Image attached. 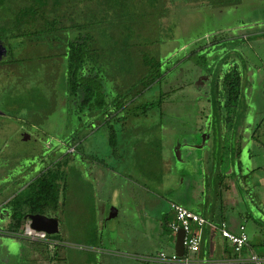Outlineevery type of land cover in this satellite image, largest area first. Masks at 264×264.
<instances>
[{
    "label": "rangeland",
    "instance_id": "rangeland-1",
    "mask_svg": "<svg viewBox=\"0 0 264 264\" xmlns=\"http://www.w3.org/2000/svg\"><path fill=\"white\" fill-rule=\"evenodd\" d=\"M210 1L214 2V0ZM212 2L209 0H170L166 5L164 15L156 18L155 26L148 20L146 21L152 40L159 44L157 53L159 52L164 61L163 67L172 69L163 84H154L143 96L136 97L128 105L127 126L118 125L120 130L117 132L116 149L120 153V150L133 151L132 149H137L139 146V144L133 145L137 138L131 137L128 129L130 124L158 128L150 129L151 140L145 143H149L148 148L151 149L147 148V150L141 151L142 154H149L145 165H147V172L149 171L150 175L147 174L148 178H143V183H146L154 193L167 191L174 195L175 176L179 177L181 169L185 172L186 170L190 171L187 169L189 168L188 163L184 162V155L188 158L208 159L207 164L212 165V162L218 160L223 151L220 149L221 146H224L225 151H229L230 147H235L236 141L251 139L253 136L250 128L256 130L254 148L259 152L264 151L262 150L264 149V102L262 100L264 99L261 94H257L260 79L254 75L251 77L252 80L246 86L248 87L247 92L245 93L246 87L243 86L240 103L237 108L233 107L231 110L226 105L222 93L217 92L216 88H212L213 79L214 84L218 81L221 83V79L212 74L211 67L213 68V66L208 68L203 64V58H198V55H204L205 51L198 42L201 38L199 36L202 34L217 33L230 38L237 36L238 50L241 49L240 51L243 52L239 65H245L249 57V61L252 63L263 66L260 74L262 78L264 74V36L261 34L264 32V0H240L236 4L223 6L215 5ZM131 32L132 36H128L124 31L121 33V37H129L127 41L129 46H140L136 43L145 41L144 31H141L142 35L138 32L135 35V31ZM256 34L257 37L250 36L244 40V35ZM24 39L27 38L12 39L11 44L13 45L10 48L13 52L5 56V62L0 63L1 205L15 193L22 181L19 179L21 178L20 171L29 172L33 165L31 163L36 162V159H39V164L52 161L55 156L53 148L61 144L59 141H68V137L72 135L71 131L74 129L79 131L77 127H81L79 118L75 115V111L73 112V101L66 100L64 79L66 64L62 56H54L58 47L55 44L50 46L46 43L38 46L32 43L24 45L21 42ZM235 41L222 42L224 45L222 48L215 47L214 50L207 51L206 59L209 63L211 62L210 65H213L221 57L225 47L235 45ZM140 47L143 48L142 45ZM195 47L199 48L197 57L195 56L191 60L183 59V63H179V59ZM40 53L47 55L46 59L40 58ZM138 55L137 52L135 61L131 63L132 69L127 73L126 71L122 72L126 85H130L136 80L137 67L141 69L143 67L141 65H144L141 57H137ZM26 56L30 59H21ZM9 59L21 60L8 62ZM116 68L115 71L119 76L121 70ZM120 77L122 78V76ZM129 77L131 79H128ZM192 80L194 83L190 82ZM172 85L179 87V91L168 96L171 97L169 101L172 102L169 107H171V111L178 109L179 115L166 113L164 115L162 109H153L147 115L141 114L137 118L133 116L137 105L140 106L146 101L156 98L161 89L167 91ZM135 89L136 86L131 87L129 97H133ZM249 90L252 91V94L249 93ZM196 96H201L202 100H197ZM165 104L168 103L165 102ZM248 108L250 109L247 110ZM246 110L247 114L244 118ZM243 120L245 121L243 122ZM239 121L243 123L239 124ZM246 122L250 124V128L243 129ZM197 124L201 128H198ZM164 125L166 126L163 127ZM208 125V130L212 132V135L207 142L205 140L206 144L202 148L200 144L207 132L204 130L205 126ZM225 128L227 131L222 136L220 132L223 133ZM82 130L79 131V135L85 133V130ZM25 134H29L30 137L25 139ZM124 140H126V146L121 144ZM213 141L215 144L211 145ZM173 142H175L174 154H172L171 148H167V145ZM178 142L189 143L188 148L183 146L186 153L183 154L181 151L182 156L179 145H176ZM159 144L161 146H158ZM81 146L82 148L79 147V150L70 154L76 161L71 164L72 172L67 171L62 180L61 200L63 205L58 210L61 219V230L57 236L59 242L49 245L42 240L24 238L21 239L22 243L17 245L16 241L7 235L8 232L2 231L7 236L0 235V264H147L141 259V256H135V262H133L118 258L116 255H110L107 250L111 247L130 249L133 239L131 238L129 242L128 233L135 232V235L137 234L136 230H132L130 223V218L133 216V207H131L133 200L128 195L131 190L124 188L127 184L125 176H119L106 170L107 182L104 184L94 183L92 180L94 174L89 170L93 163L91 159L97 155L108 164L114 165L113 170L120 171L121 166L113 164L115 159L111 155L113 147L109 143L108 128L95 130ZM83 148H86L87 154L80 158L79 151ZM247 150L248 148L245 149L242 157L243 163L248 162ZM60 152L65 153L64 149ZM165 153L171 155L169 163L162 160L165 158ZM136 175H140L137 170ZM191 176L195 178L200 174L193 175L192 173ZM112 185L121 187L118 200L123 210L127 211L122 212L117 220H109L107 214H103V210H101V207L106 204L104 199H111V197H107V195L111 196V193L106 191L98 193L101 188L110 189ZM83 186L84 189L88 186L89 190H93L92 193L96 191L97 195L89 194L88 190L83 191ZM146 193H148L147 190ZM154 193L152 196L156 197ZM259 194H261V200L264 203V188L260 189ZM208 195L212 196V203L218 199L216 192L210 191ZM257 204L254 201L249 202L248 209L254 214L262 215L264 220L263 208ZM207 214L209 215V213ZM6 220L7 216L3 221L0 220V226L5 227ZM246 222L247 234L251 239L257 241L258 238H255L257 225L252 219ZM261 228L264 229V222ZM261 232V236L264 237V232ZM13 238L19 239L20 236ZM121 256L127 257L126 255Z\"/></svg>",
    "mask_w": 264,
    "mask_h": 264
},
{
    "label": "trees",
    "instance_id": "trees-1",
    "mask_svg": "<svg viewBox=\"0 0 264 264\" xmlns=\"http://www.w3.org/2000/svg\"><path fill=\"white\" fill-rule=\"evenodd\" d=\"M169 1L0 0V41L7 47L6 55L13 52L10 48L13 45L11 40L19 37L27 38L21 41L24 45L32 43L38 46L46 43L51 46L55 44L58 49L55 50L54 56H62L66 64L65 92L73 101L72 108L81 114L78 116L79 122L84 123L87 118L89 122L87 120L86 124L90 125L89 131L94 130L97 124L107 127L109 143L113 148H116L117 132L120 130L118 125L125 124L123 121L125 117L116 116L118 112L126 110L129 103H132L136 97L143 96L154 84H163L172 69L163 67L164 61L159 52L157 53L159 44L152 40L146 22L148 20L155 26L156 18L164 15ZM239 1L214 0L212 2L209 0V2L220 6L236 4ZM124 31L128 36H132L131 31H135V35L136 32L141 34V31H144L145 41L136 43L142 45L143 48L129 46L127 43L129 37H121V33ZM261 35L264 36V33ZM250 36L257 37L258 35H244V40ZM199 37H201L198 41L199 46L203 47L205 51L204 55H198V58H203V64L208 68L213 66V68L211 67L212 74L221 79V83L218 81L216 84L213 79L212 88H216L217 92L222 93L226 105L231 110L233 107L237 108L244 86L245 69L241 67L251 62L249 57L245 65H239L243 52L240 51L241 49L238 50L237 36L230 38L226 35L212 33L202 34ZM232 40L235 41V45L225 47L221 57L215 63L212 62L213 65H210L211 62L209 63L206 59L207 51L210 52L215 47L222 48L223 43ZM197 48L189 50L185 56H182L183 58L179 59V63H183V59L194 58L199 52V48ZM137 52L139 53L137 57H141L144 65H141L143 66L141 69L137 67L136 80L132 84L126 85L122 72L126 71L127 73L132 69L131 63L135 61ZM5 56L0 63L5 62ZM39 56L43 59L47 57L43 53H40ZM21 59L28 60L30 58L26 56ZM21 59H9L8 62ZM197 64L200 65V63ZM116 66L118 67L116 68ZM115 68L121 70L119 76ZM193 81L190 82L194 83ZM132 86H136L135 93L133 97H129L128 94L131 92ZM172 86L167 91L161 89L156 98L148 100L140 106L137 105L134 111L136 118L141 114L147 115L153 109H162L164 115L165 113L179 115L178 109L172 108L174 111H171V107H169L172 102L169 101L171 97L168 96L179 91V87ZM195 98L202 100L201 96ZM86 133L82 135L85 136ZM79 136V134H75L72 137L73 144L81 140ZM64 163L63 159L49 165L31 183L5 201L2 209L4 208L7 212V224L6 228L0 226V229L1 227L5 228V231L9 233L7 235L18 238L17 234L24 229L27 222L25 216L28 213L55 215L61 221L58 210L63 205L61 187L62 180L66 175ZM58 233L48 236L58 240Z\"/></svg>",
    "mask_w": 264,
    "mask_h": 264
},
{
    "label": "crops",
    "instance_id": "crops-1",
    "mask_svg": "<svg viewBox=\"0 0 264 264\" xmlns=\"http://www.w3.org/2000/svg\"><path fill=\"white\" fill-rule=\"evenodd\" d=\"M241 68L245 69L244 87L248 85L249 81L252 80L251 77L254 75L256 78L260 79V81H258L259 89L257 88V94H261L262 98L264 99V74L262 73V78L260 76L263 66L250 62L249 64H246V66H243ZM247 89L248 87H246L245 93L247 92ZM249 93L252 94V91L249 90ZM68 99L71 98L66 94V100ZM262 102H264V100H262ZM128 105H130V103ZM249 109L250 108H248L247 110ZM247 110L244 112V118L247 114ZM74 111L77 117L81 115L73 108V112ZM114 116L115 115H113V118H115ZM116 116L125 117L123 119L125 124L121 125L123 127H125L124 125L127 126L126 122L128 121L129 117L128 108L122 112H118ZM133 116H135L136 118V115L134 113ZM87 120L88 119H86L84 123L80 121L79 125H81V127H77L79 131L84 129V132H87L85 136H83L82 134L79 136L81 140H79L78 142L76 141V143L74 144L72 143V137L75 134L79 133L77 129H74L73 131H71L72 135L68 137V141H59L61 144L53 148V153L55 154V156L52 161H47L45 163L39 164V159H36V162L31 163L33 165L31 166L29 172L24 171L25 173H23L22 171H20L21 178L19 179L22 181H20L15 193L31 183V181H33L44 170H46L49 165L57 163L60 160L64 159L65 171H69V173L72 172L71 164H73V162L76 160L75 158H72L70 154L72 152H76L77 149L79 150V147L82 148L81 145H83L85 140H88V137L93 134L95 130L104 128V126L97 124L94 130L89 131L88 129H90V125L86 124L87 122H89V120ZM244 121L245 120H243V122ZM243 122L239 121L238 123L241 124ZM130 125L131 126H128V129L131 133V137L137 138L135 144H132H139V146H137V149H132L133 151L120 150V153L119 150L117 152V149L113 148L111 154L115 159V162L113 164H115L116 166H121L120 171L118 172V170H113L114 165L108 164L103 159L98 158L97 155H94V158L91 159L93 163H91V166L89 168V170H91L90 173L94 174L92 178L94 183L96 182L104 184L105 182H107V170V172H112L119 176H125L127 184L124 188L131 190V193L128 194L133 200V204L131 206L133 207V216H131L130 218V223L132 225V230H136L137 234L135 235V232L128 233L129 242L131 241V238L133 239L130 249L119 247L115 249V247H111L107 249L108 253L110 255H116V257L118 258L131 260L133 262H135V256L138 255L141 256V259L147 264L155 263L146 260L145 257L157 255L160 251L174 253L177 232L173 231L170 227V223L175 218V213L172 209L171 204L177 203L203 215L204 217L214 221L215 223L219 224L220 222L224 221L226 222L228 228L235 232L239 231L241 225H244L246 229V221H250V219H252L254 224L257 225L256 227H258L256 228L255 232V238H258L257 241L255 239H251L249 235V243L240 255L234 251L229 240L224 238L219 230L212 229L209 226L205 227L201 249L197 253L196 264H255L254 262L247 260V258L251 254H257L264 260V237L261 236V231L264 232V229L261 228V225L264 222L263 216L254 214L253 211L249 210L247 206L251 201L257 202V205L261 206L264 212V203H262L261 194H259L260 189L264 188V151L259 152L258 149L256 150L254 148V143L256 142L255 128L252 130L250 128V124L246 122L242 128H250L253 137L251 139H246L245 141H236L234 143L235 147H230L229 151H225L224 146H221L220 149H222L223 151L220 154L219 159L212 162V165H210L209 163L207 164L208 159L202 157L196 158L198 161L197 162L195 157L188 158L186 155H184V162H186V164L188 163L187 165H189V168H186L190 171L188 172L186 170L185 172L183 169H181L179 177L178 175L175 176V181L173 182V185H175V190L174 195H172V192L167 191L163 193H154L146 183H143V178L147 177V174H149V171L147 172V165H145V163L148 161V159L146 158L149 157V154H142L141 151L143 149L147 150L148 148L149 143H145H147L148 140H151V137L149 136L151 131L150 129L158 128L156 126H133V124ZM165 126L166 125H164L163 127ZM197 127L201 128L199 124H197ZM205 127L206 128L204 130L207 132L204 134L203 142L200 144V147L202 148L212 135V132L208 130L209 125ZM161 130L162 129H160V132H162ZM223 131V133L220 132L222 136L225 135L227 128L223 129ZM125 143L126 140L121 142L123 146H126ZM212 144H215L214 141L211 143V145ZM176 145H179L180 155L182 156L181 151L183 152V154H185L186 150L184 149V147L188 148L189 143L178 142V144ZM158 146H161V144H159ZM174 146L175 142L167 145V148H171L172 154H174ZM247 148L248 162L243 163L242 157L245 153V149ZM258 148L260 149V147ZM62 149H64L65 153L60 152ZM86 154V148H83L81 151H79L80 158L81 156ZM164 157V159H162V157L161 159L167 161L168 163L171 161L170 153H165ZM136 170L140 174L139 176H135ZM192 173L193 175L200 174V176L195 178H193L192 176L190 177ZM120 189L121 187L112 185V188L110 189L101 188L100 190H98V193H105V191L111 193V196L107 195V197H111V199H104L106 201V204L101 207V210H103V214H107L109 220H117L118 216L122 212H127L126 210H123V208L121 207L122 205L118 200V197L120 196ZM82 190H88L89 194L93 191L89 190L88 186H86L85 189L83 186ZM146 190L148 193H146ZM210 191L216 192L218 198L216 202H211L212 196L208 195ZM152 193H154L156 197L152 196ZM92 194L97 195L96 191ZM114 196L116 197L112 200ZM4 203L5 202H3V204ZM3 204H0V220L2 221L7 216V212H5V209L1 208ZM258 211L260 210L258 209ZM207 213H209V215ZM5 228L3 229L1 227L0 235L4 234L2 233V231H5ZM12 239L16 241L17 245L22 243L21 239H15L13 237ZM121 255H126L127 257H122ZM32 258L34 259V257ZM239 258L244 259L239 260Z\"/></svg>",
    "mask_w": 264,
    "mask_h": 264
},
{
    "label": "built area",
    "instance_id": "built-area-1",
    "mask_svg": "<svg viewBox=\"0 0 264 264\" xmlns=\"http://www.w3.org/2000/svg\"><path fill=\"white\" fill-rule=\"evenodd\" d=\"M171 206L175 213V218L170 223L171 229L175 232L183 229L185 232L183 240L184 254L178 255L176 252L167 253L166 251H160L157 255L145 257L148 261H152L155 264H196L197 253L201 249L204 228L207 226L219 230L221 235L229 240L234 251L239 255L249 243V235L244 225H241L239 231L235 232L228 228L224 221L219 224L215 223L181 204L172 203ZM17 235L32 240H46L48 238V234L45 231L32 228L29 221L25 223L22 232ZM243 259L239 258V260ZM247 260L255 264L264 263V260L257 254H251Z\"/></svg>",
    "mask_w": 264,
    "mask_h": 264
},
{
    "label": "water",
    "instance_id": "water-1",
    "mask_svg": "<svg viewBox=\"0 0 264 264\" xmlns=\"http://www.w3.org/2000/svg\"><path fill=\"white\" fill-rule=\"evenodd\" d=\"M7 47L2 44L0 41V60L6 55ZM30 136L28 134L24 135V138L27 139ZM25 218L28 219L30 226L36 230L45 231L48 235L58 233L59 228V218L50 216L42 213H28ZM185 232L183 229H180L177 232L176 243H175V252L178 255H182L184 252V240Z\"/></svg>",
    "mask_w": 264,
    "mask_h": 264
},
{
    "label": "flooded vegetation",
    "instance_id": "flooded-vegetation-1",
    "mask_svg": "<svg viewBox=\"0 0 264 264\" xmlns=\"http://www.w3.org/2000/svg\"><path fill=\"white\" fill-rule=\"evenodd\" d=\"M1 208H2V207H1ZM47 215H50V214H47ZM50 216L57 217V216H55V215H50ZM57 218H58V217H57ZM27 221H28V219H27ZM59 223H60V220H59ZM59 225H60V224H59ZM21 239L23 240L24 237H21ZM38 241H39V240H38ZM42 241L47 242L49 245L59 242V240L52 239V238H50L49 236H48V238H47L46 240H42Z\"/></svg>",
    "mask_w": 264,
    "mask_h": 264
}]
</instances>
